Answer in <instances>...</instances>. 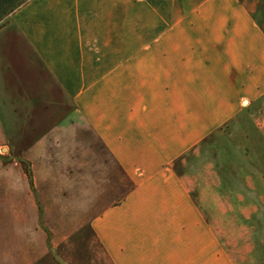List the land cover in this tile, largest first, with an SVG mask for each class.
Returning a JSON list of instances; mask_svg holds the SVG:
<instances>
[{
  "label": "crops",
  "instance_id": "crops-1",
  "mask_svg": "<svg viewBox=\"0 0 264 264\" xmlns=\"http://www.w3.org/2000/svg\"><path fill=\"white\" fill-rule=\"evenodd\" d=\"M250 3L30 0L10 16L0 264H264V153L222 130L264 82Z\"/></svg>",
  "mask_w": 264,
  "mask_h": 264
},
{
  "label": "rangeland",
  "instance_id": "rangeland-1",
  "mask_svg": "<svg viewBox=\"0 0 264 264\" xmlns=\"http://www.w3.org/2000/svg\"><path fill=\"white\" fill-rule=\"evenodd\" d=\"M250 1L253 19L264 31V0ZM9 20L10 17H8L5 25ZM251 90L253 95L255 94L257 98L244 99L242 104L243 111L241 114L236 121L234 120L222 130L231 135L228 138L230 143L234 140L238 145H242L243 148L250 151L253 161L258 151L264 153V82L262 78L259 76H253L251 78ZM258 159L262 165L264 163L263 158H256V161Z\"/></svg>",
  "mask_w": 264,
  "mask_h": 264
},
{
  "label": "trees",
  "instance_id": "trees-1",
  "mask_svg": "<svg viewBox=\"0 0 264 264\" xmlns=\"http://www.w3.org/2000/svg\"><path fill=\"white\" fill-rule=\"evenodd\" d=\"M30 0H0V29L4 27L8 17L17 12Z\"/></svg>",
  "mask_w": 264,
  "mask_h": 264
}]
</instances>
